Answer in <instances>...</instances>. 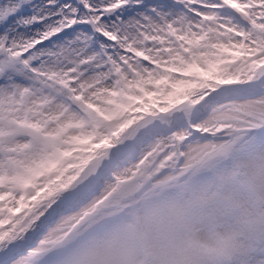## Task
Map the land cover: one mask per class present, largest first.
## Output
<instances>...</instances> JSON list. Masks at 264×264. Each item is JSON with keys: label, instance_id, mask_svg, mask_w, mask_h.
<instances>
[{"label": "snow or ice", "instance_id": "1", "mask_svg": "<svg viewBox=\"0 0 264 264\" xmlns=\"http://www.w3.org/2000/svg\"><path fill=\"white\" fill-rule=\"evenodd\" d=\"M243 136L264 141V0H0V264H264V154L207 245L146 203Z\"/></svg>", "mask_w": 264, "mask_h": 264}, {"label": "rangeland", "instance_id": "2", "mask_svg": "<svg viewBox=\"0 0 264 264\" xmlns=\"http://www.w3.org/2000/svg\"><path fill=\"white\" fill-rule=\"evenodd\" d=\"M180 126V123L176 124L177 128ZM221 136L223 139L229 138L224 134ZM204 142L202 138L193 136L187 144L195 146ZM213 142L220 143L221 140ZM262 145L264 141L258 138L243 136L231 153L214 157L197 169H190L187 173L191 174L181 180L185 182L184 188L176 190L167 200L158 199L159 190L148 193L146 203L150 207L174 206V210L168 213L166 226L179 246L184 247L188 243L207 245L212 224L216 225L218 235L230 231L225 217L228 212L243 206L251 195V188L243 173L259 163L260 156L264 154L260 150ZM183 163L181 160L175 169L170 168L171 172L168 169V174L175 175ZM138 211L142 209L134 207L128 217L133 216L134 220ZM153 250H158V244L153 245ZM149 259L151 264H161L159 255Z\"/></svg>", "mask_w": 264, "mask_h": 264}]
</instances>
